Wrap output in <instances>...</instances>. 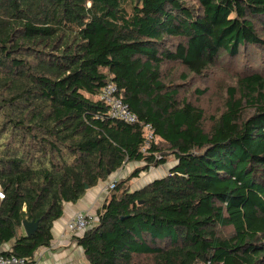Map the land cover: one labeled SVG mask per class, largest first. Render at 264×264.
<instances>
[{"label": "trees", "instance_id": "1", "mask_svg": "<svg viewBox=\"0 0 264 264\" xmlns=\"http://www.w3.org/2000/svg\"><path fill=\"white\" fill-rule=\"evenodd\" d=\"M263 30L264 0H0V252L33 262L66 203L134 162L73 236L86 264H264V75L229 86L209 127L164 75L202 76ZM109 83L139 123L109 115Z\"/></svg>", "mask_w": 264, "mask_h": 264}, {"label": "rangeland", "instance_id": "2", "mask_svg": "<svg viewBox=\"0 0 264 264\" xmlns=\"http://www.w3.org/2000/svg\"><path fill=\"white\" fill-rule=\"evenodd\" d=\"M262 37L264 38V30L262 31ZM224 57L223 59L221 58L222 60L217 64L216 68L209 70L202 76L190 73L178 63H167L164 66V75L179 87L180 99H188L204 109L206 113V126L208 127L211 124L210 117L219 115L224 109L228 97L227 88L229 86H236L241 76L251 73H261L264 75V46L251 47L235 57H226V55ZM184 75H188L187 79L183 78ZM249 111L251 110L248 107L246 112L249 113ZM169 160L172 162L173 158L170 157ZM133 168V166L128 167L129 173ZM152 170L153 173L150 175L149 173H142L136 186L150 181L149 179L165 175L168 166L153 168ZM135 181L133 180V184ZM101 206L102 203L92 208L97 220V213ZM231 233V228L219 230V234L222 236H229ZM73 235L71 234L72 238Z\"/></svg>", "mask_w": 264, "mask_h": 264}, {"label": "crops", "instance_id": "3", "mask_svg": "<svg viewBox=\"0 0 264 264\" xmlns=\"http://www.w3.org/2000/svg\"><path fill=\"white\" fill-rule=\"evenodd\" d=\"M171 164L173 162H170ZM140 163H128L123 169L113 173L109 180L116 177L117 175L126 177L130 173H132L137 167H139ZM134 167L133 170L129 173L128 167ZM153 170L150 169L148 172L152 174ZM118 173V174H117ZM139 179V178H138ZM137 178L133 179L136 180L134 184H132L133 189H138L144 186L147 182L141 183L139 186V180ZM155 179V178H154ZM154 179H149L150 181ZM108 180V181H109ZM102 182L98 186L91 188L87 191L85 196L81 198L77 203H66L64 208L63 216L55 222L53 227V236L54 239L49 247L41 248L37 254L33 262L29 264H86L87 260L84 254V250L77 245V243L73 240L71 233L64 230V226L66 225L67 221L72 218V216L78 211H92V208L96 205H100L103 203L104 196L105 198L109 194H103L102 189L108 183ZM148 181V182H150ZM102 201V202H101ZM74 236V235H73Z\"/></svg>", "mask_w": 264, "mask_h": 264}, {"label": "built area", "instance_id": "4", "mask_svg": "<svg viewBox=\"0 0 264 264\" xmlns=\"http://www.w3.org/2000/svg\"><path fill=\"white\" fill-rule=\"evenodd\" d=\"M99 99L103 101L108 107V113L113 118H117L126 123H139V116L133 112L129 105L124 101L119 93V88L115 83H109L104 86L100 92ZM144 136L146 138V145L143 151H146L152 142L157 141L155 129L151 124L143 126ZM121 176L117 175L112 178L102 189L103 194H109L116 187V181ZM4 192L0 188V200L4 199ZM97 222V217L93 211H78L71 219H69L64 226V230L71 234H83ZM0 264H27L25 259L16 255H8L0 252Z\"/></svg>", "mask_w": 264, "mask_h": 264}, {"label": "water", "instance_id": "5", "mask_svg": "<svg viewBox=\"0 0 264 264\" xmlns=\"http://www.w3.org/2000/svg\"><path fill=\"white\" fill-rule=\"evenodd\" d=\"M23 228L27 236H32L39 228V221H28L23 222Z\"/></svg>", "mask_w": 264, "mask_h": 264}, {"label": "clouds", "instance_id": "6", "mask_svg": "<svg viewBox=\"0 0 264 264\" xmlns=\"http://www.w3.org/2000/svg\"><path fill=\"white\" fill-rule=\"evenodd\" d=\"M117 174H118V173H117ZM121 177H122V176H121ZM157 178H158V177H157ZM109 181H110V180H109ZM109 181H108V182H109ZM147 183H148V182H147ZM104 197H105V196H104ZM104 200H105V199H104ZM104 200H103V202H104ZM74 235H79V234H74Z\"/></svg>", "mask_w": 264, "mask_h": 264}]
</instances>
